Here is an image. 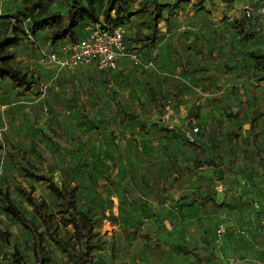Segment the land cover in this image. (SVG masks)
<instances>
[{
  "label": "rangeland",
  "instance_id": "rangeland-1",
  "mask_svg": "<svg viewBox=\"0 0 264 264\" xmlns=\"http://www.w3.org/2000/svg\"><path fill=\"white\" fill-rule=\"evenodd\" d=\"M93 1L100 20H105L107 1ZM156 1L162 14L159 29L189 17L187 9L178 10L187 1ZM195 1L193 7L201 2ZM154 2L127 0L128 11L119 16L112 12L109 23L123 29L143 59L168 67L169 44L159 54L156 42H147ZM40 3L0 2V34L10 28L6 17L29 29ZM263 5L261 0L251 9L253 18L243 22L251 31L249 40L255 38L257 27L264 38ZM49 10L64 15L68 11L63 0H51ZM52 31H37V46L23 37L18 50L21 60L16 66L32 79L31 88L0 81V191L8 193L43 233L42 241H35L4 212L0 198V251L11 261L27 264H70L71 247L84 249L70 239L72 228L60 223L59 200L46 182L26 177L29 171L77 189L78 206L97 220L98 264H223L213 258L215 250L227 255L229 264H264V56H242L227 74L213 76L209 86L193 79L180 91L188 108L178 111L163 86L165 75L156 68L124 62L111 72L96 67L60 71L46 65L41 50L59 46L49 43ZM76 32L81 36L83 27ZM210 64V59L200 63ZM239 75L240 86H232L239 83ZM110 79L115 87L106 86ZM138 79L147 85H138ZM116 87L124 88L128 96L118 92L113 101H128L144 118L129 114L127 123L109 119L119 114L107 107ZM96 88L103 90L101 97ZM191 123L205 130L198 137L201 147L184 138L183 129ZM220 169L223 179L218 178ZM22 190L48 203L57 215L49 230ZM151 201L156 208L148 206ZM141 210L146 215L139 216Z\"/></svg>",
  "mask_w": 264,
  "mask_h": 264
},
{
  "label": "trees",
  "instance_id": "trees-1",
  "mask_svg": "<svg viewBox=\"0 0 264 264\" xmlns=\"http://www.w3.org/2000/svg\"><path fill=\"white\" fill-rule=\"evenodd\" d=\"M108 8L105 14V20H100L99 15L96 12L95 3L93 0H63V7L67 8V14L54 13L49 10L51 0H41L40 8L38 13L31 20V26L29 29H25L20 21L13 17H6L10 22V28L7 33L0 34V81L9 80L12 83L13 88H31L34 83L27 73L22 72L16 66L17 53L14 47L18 46L23 37L29 39V41L36 45L34 36L39 30L52 29L53 31L49 34V43L53 45L59 43L58 48H52L51 50H59L64 46H70L77 44L86 34V28L92 24L100 23L106 27L116 28L109 23L111 19V13L115 12L117 16L121 13H126L127 0H106ZM234 1V0H230ZM261 0H256V7ZM157 1L150 6V15L152 18L151 35L147 37V42L155 44L156 38L160 34L158 28V22L162 18V14L157 10ZM264 9V5H263ZM132 13H127V17H131ZM248 17L246 12L244 17L239 19L236 25L240 27L245 26L243 22ZM83 27V33L77 37L76 30L79 27ZM244 28V27H243ZM261 30L258 32V30ZM243 33V32H242ZM258 35L263 36L262 29L259 27L255 28V32ZM247 36H251L246 35ZM245 37V38H246ZM126 42L131 50L137 51L132 48L125 36ZM34 42H33V41ZM37 46V45H36ZM138 52V51H137ZM146 58L145 60H148ZM135 66V65H134ZM138 67V66H136ZM141 68V67H140ZM133 119L138 120L137 115H134ZM131 118V117H130ZM200 132L195 137V142L190 143L187 141L185 136V128L183 129V135L185 140L190 144H195L198 147L201 145L198 143V137L204 134L205 130L200 125ZM3 146L0 144V151ZM35 170L37 169L34 165L32 166ZM26 177L34 179L36 181H44L47 183V188L60 202L59 210V221L65 227H71L73 232L70 239L74 240L77 244L83 245L84 249L75 251V247L72 246V259L70 264H98L100 259L94 253L96 244L94 241L95 232L97 230V220L93 216H90L87 212L82 210L77 203V189H69L65 186H59L55 183L52 177H42L26 171ZM26 202L33 208L35 215L39 218L41 224L49 230L53 225V221L57 218L55 214L50 212V207L45 201L36 200L30 192L22 190ZM1 202L4 206V212L9 215L17 224L21 225L27 230L34 238L35 241L40 242L43 239V233L35 222L29 219L26 214L13 202L12 198L8 193L0 191ZM11 260V259H10ZM16 264H27L24 261H12Z\"/></svg>",
  "mask_w": 264,
  "mask_h": 264
},
{
  "label": "crops",
  "instance_id": "crops-1",
  "mask_svg": "<svg viewBox=\"0 0 264 264\" xmlns=\"http://www.w3.org/2000/svg\"><path fill=\"white\" fill-rule=\"evenodd\" d=\"M184 1L187 2L185 4L180 3L178 10L182 11L183 8L187 9L186 12L189 17L186 21L175 20L170 24H165L159 29V39L156 42L155 48L157 53L162 54V49L165 44H169L171 47L170 51L172 52H170L169 66L165 67L160 64V68L156 66V71L165 75L163 86L167 87L169 90L168 94L178 107V111H180V109L181 111H186L188 108L187 104L184 103L185 100L183 95L180 94V91H183L184 88L191 85L193 79H201L200 83L202 87L205 85L209 86L213 76L227 74L232 66H236L240 63L239 61L242 56H264L263 36L254 33L255 38L249 40L245 37L249 35L251 31L243 25L245 32L242 33L239 24L236 25L237 21L244 16L247 9L256 8V0H201L196 7H193L196 2L195 0H189V3L188 0ZM253 32H255V29H253ZM21 43L14 47L17 53L16 64L21 60L18 51ZM202 59H210L212 64L209 66L200 65ZM156 60L158 63L161 62V58L159 59L156 57ZM124 62L125 61L120 60L117 67L124 64ZM91 67L95 68L94 66H90L79 69L82 70ZM235 69L233 70V72L235 71L233 76L236 78L237 73ZM238 69L240 70L241 67ZM106 72H111V70H106ZM235 78L233 79L235 80ZM143 80L144 79H138L137 84L145 87L147 83ZM237 80L239 83H233L232 86H240L242 82L240 75ZM106 86L115 87L116 85L114 80L110 79V81L107 80ZM97 91L100 92L99 96L101 97L103 90L101 88H96L95 92ZM118 92H120L121 95L128 96V92H125L124 88L116 87L115 93L113 92V95L108 98L109 106L107 107H109V110H114L115 108L118 110L117 112H119V114L117 116L114 114L109 119L112 121L117 119L119 123L120 121H125L124 123H127L129 114L138 115L140 119L144 118V115H140L139 112L134 113V109L129 107L128 101L123 100L121 104L114 102V97L115 99L117 98ZM172 113L173 111H170L169 114L171 115ZM148 206L156 208L157 203L151 201ZM153 210L156 212L155 209ZM141 212L143 211L141 210L137 214L141 216ZM115 213L120 215L121 212L113 210L112 214ZM143 214L146 215V212L144 211ZM196 240H200V238ZM212 252L213 258H215L217 262L222 261L223 264H229L226 257L227 255H224L223 252L216 250Z\"/></svg>",
  "mask_w": 264,
  "mask_h": 264
},
{
  "label": "built area",
  "instance_id": "built-area-1",
  "mask_svg": "<svg viewBox=\"0 0 264 264\" xmlns=\"http://www.w3.org/2000/svg\"><path fill=\"white\" fill-rule=\"evenodd\" d=\"M3 1L5 0H0V2ZM246 14L251 17V9H247ZM260 31L259 29L258 32ZM41 55L46 65L54 66L60 71H73L90 66L96 67L99 71L114 70L120 60L144 69L156 68L153 59L145 60L137 51L129 48L125 32L121 27L110 28L100 23L88 26L84 38L77 44L64 46L59 50H41ZM200 131V127L195 123L186 125L187 141L194 143L195 137ZM218 233L221 235L222 230H219ZM0 264L16 263H13L0 251Z\"/></svg>",
  "mask_w": 264,
  "mask_h": 264
},
{
  "label": "water",
  "instance_id": "water-1",
  "mask_svg": "<svg viewBox=\"0 0 264 264\" xmlns=\"http://www.w3.org/2000/svg\"><path fill=\"white\" fill-rule=\"evenodd\" d=\"M223 177H224V174H223V170H219V175H218V178L219 179H223Z\"/></svg>",
  "mask_w": 264,
  "mask_h": 264
}]
</instances>
